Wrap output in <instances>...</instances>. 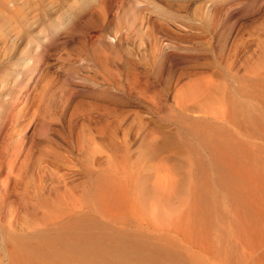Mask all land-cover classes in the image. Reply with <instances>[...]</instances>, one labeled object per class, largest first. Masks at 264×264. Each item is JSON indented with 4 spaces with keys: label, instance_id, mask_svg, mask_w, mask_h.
<instances>
[{
    "label": "rangeland",
    "instance_id": "obj_1",
    "mask_svg": "<svg viewBox=\"0 0 264 264\" xmlns=\"http://www.w3.org/2000/svg\"><path fill=\"white\" fill-rule=\"evenodd\" d=\"M98 1L105 20L0 1V141L23 140L15 183L0 172V264H264V0ZM105 111L110 163L90 170L74 141L87 119L103 148Z\"/></svg>",
    "mask_w": 264,
    "mask_h": 264
},
{
    "label": "bare ground",
    "instance_id": "obj_2",
    "mask_svg": "<svg viewBox=\"0 0 264 264\" xmlns=\"http://www.w3.org/2000/svg\"><path fill=\"white\" fill-rule=\"evenodd\" d=\"M1 3L3 2H6L7 4H9V12H6V18L8 19H11V17L13 18H19L22 14H19L16 12L17 10V7L13 6V4L10 5V2L6 1V0H0ZM39 3H41L42 1L44 2V0H38ZM49 1V0H48ZM61 0H57V2H60ZM82 1V4L79 3L78 7L75 8V11H68V14L69 15H73V16H76V15H79L81 12H82V9L84 8V6L86 7V5L88 4V2L92 3V5L94 6L93 7V11L97 14V18L99 20H105V14H106V7H105V4L101 1H98V0H81ZM46 3V2H45ZM55 3V2H54ZM63 3V2H62ZM67 3V1L65 2ZM140 2L139 1H135V4L138 6ZM35 4V3H34ZM51 4H53V2H51ZM50 4V5H51ZM127 6L126 7H123L124 5L120 6L121 10L122 11H127V10H130L132 12H134V9L133 8H130L131 6V3H126ZM39 5H42V4H39ZM62 5V4H60ZM43 6V5H42ZM58 6V5H57ZM47 7V6H46ZM128 7V8H127ZM208 7V6H206ZM127 8V9H125ZM8 16H11V17H8ZM22 18V17H21ZM26 18V17H25ZM72 19V17H69V18H65L63 19V22L62 23H56V24H53V26H51V29H50V32L52 33H55L56 31H59L61 28L63 27H66L68 26V23L70 22V20ZM218 21V19L216 20V22ZM28 22V21H27ZM1 24V23H0ZM2 27V26H1ZM45 29H41L38 34H36L35 38H36V41H46L47 40V37L45 36H42L40 33H42ZM4 36V35H3ZM7 37L9 38V35H7ZM8 38L6 40V44L5 46L6 47H10L11 48V44H13V39H9L10 43H8ZM115 38V37H114ZM113 38V39H114ZM119 38V37H118ZM121 38V37H120ZM54 38H51V41H53ZM50 41V38L49 40ZM15 43V42H14ZM115 44H109L107 45V49L109 51V58L107 59L108 61H110L113 65H115V69H119L121 71H128V62L126 59L122 58L121 57V50L117 47H113ZM39 45L36 44L34 48H32V51L33 50H36L37 47ZM26 50H23L22 52H25ZM29 59L26 58V57H23L21 56L19 59H18V63L19 65H21L22 67L25 66V64L27 65V62L29 63L28 61ZM1 62V61H0ZM111 64V65H112ZM139 62H136L133 66H132V69L139 73L140 71L138 70L140 65H138ZM35 70V69H34ZM32 72V70H31ZM33 73V72H32ZM16 76V75H15ZM26 81V79H25ZM27 83V82H26ZM26 85V84H24ZM6 96V95H5ZM2 98V97H1ZM3 100V99H2ZM0 100V101H2ZM4 102V101H3ZM1 106V105H0ZM3 107V105L1 106ZM66 109V107L64 108ZM0 111H3L2 108L0 109ZM4 113H6L4 111ZM1 114V112H0ZM3 114V113H2ZM1 116V115H0ZM3 116V115H2ZM110 117H111V112L110 111H105L104 115L103 116H99V121L103 124V131L102 132H99L101 134H99V136L102 138L103 141H105V144L103 146V148H100V149H97L94 144L95 142L93 141L94 140V136H96L98 133H94L93 131V128L91 127L90 125V121L88 122H85V119L84 122L81 121V123L79 122L80 126L78 128V133L76 135V138H75V141H74V148L75 150L77 151H81L80 149H82V146L83 144L85 143L86 144V147L90 149V157L89 159L87 160V163H86V167L90 170H93V169H96V168H103V167H107L110 163V145H109V137L111 136V133L110 132L111 130L109 129L110 128V123H111V120H110ZM124 116H120V119L119 121L121 122L122 125L120 126H124L123 123L124 120H126L125 118H123ZM4 118V117H2ZM0 118V121L1 119ZM12 118V117H10ZM14 118V117H13ZM97 118V119H98ZM67 119V118H66ZM89 119V118H88ZM95 119V118H94ZM3 120V119H2ZM13 120V119H12ZM17 121V120H16ZM97 121V120H96ZM3 124V121L1 122ZM93 123V122H92ZM76 125V124H75ZM2 125L0 124V127ZM11 127V126H10ZM75 127V126H74ZM16 128V127H15ZM124 128V127H123ZM13 130V129H12ZM70 131V130H69ZM9 132V131H8ZM8 132L4 133V134H7ZM96 132H98V130H96ZM121 132V131H120ZM8 137V136H7ZM7 137H2V140L0 141V172L5 170V173H4V178H2L3 180H1L3 183H6L7 181H14L13 183H15V177L17 175L16 171H18V169L21 167V164L18 166H16V163H17V159H18V155H19V152H21V148L23 146V140H20L18 141V143H15L13 144L12 141H10V139H7ZM13 138V137H12ZM15 140V139H14ZM94 146V147H93ZM73 147V146H72ZM88 149V150H89ZM95 149H97V151H99L101 154H102V161L97 163L95 160H94V153H96ZM101 158V157H100ZM23 159V158H22ZM99 160V159H98ZM23 162V161H22ZM19 163V162H18ZM21 170V169H19ZM22 171V170H21ZM16 174V175H15ZM20 174V173H19ZM24 175V174H22ZM1 179V178H0ZM21 179V178H20ZM28 179V178H27ZM26 179V180H27ZM17 181V180H16ZM30 182V181H29ZM242 193V192H241ZM243 195V194H242ZM241 196V195H240ZM242 198V197H241ZM244 198V197H243ZM257 213V216L255 215V220H257V227H259L258 229H264V203L260 204V206L258 207V212ZM257 229V231H258ZM260 231V233H262L263 231ZM259 234V233H258ZM260 236V235H259ZM261 237V236H260ZM24 264H28L27 262H25Z\"/></svg>",
    "mask_w": 264,
    "mask_h": 264
}]
</instances>
